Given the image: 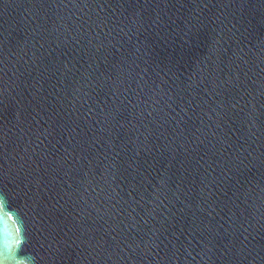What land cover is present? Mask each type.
Wrapping results in <instances>:
<instances>
[{
    "label": "water",
    "instance_id": "water-1",
    "mask_svg": "<svg viewBox=\"0 0 264 264\" xmlns=\"http://www.w3.org/2000/svg\"><path fill=\"white\" fill-rule=\"evenodd\" d=\"M0 193L38 264H264V0H0Z\"/></svg>",
    "mask_w": 264,
    "mask_h": 264
},
{
    "label": "clouds",
    "instance_id": "clouds-1",
    "mask_svg": "<svg viewBox=\"0 0 264 264\" xmlns=\"http://www.w3.org/2000/svg\"><path fill=\"white\" fill-rule=\"evenodd\" d=\"M0 207H8L7 197L3 193H0ZM9 210L13 211L17 217L16 238L10 247L0 245V264H38L34 254L23 251L27 243V236L19 212L14 209Z\"/></svg>",
    "mask_w": 264,
    "mask_h": 264
}]
</instances>
